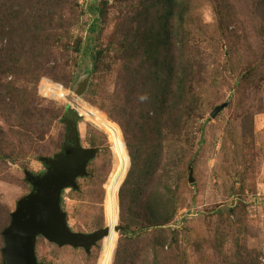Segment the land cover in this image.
<instances>
[{
	"label": "rangeland",
	"instance_id": "obj_1",
	"mask_svg": "<svg viewBox=\"0 0 264 264\" xmlns=\"http://www.w3.org/2000/svg\"><path fill=\"white\" fill-rule=\"evenodd\" d=\"M3 23L26 55L0 69V226L64 151L71 105L98 153L61 206L73 232L109 234L39 236V262L264 264V0H0ZM128 141L160 160L143 185L124 187Z\"/></svg>",
	"mask_w": 264,
	"mask_h": 264
},
{
	"label": "water",
	"instance_id": "obj_2",
	"mask_svg": "<svg viewBox=\"0 0 264 264\" xmlns=\"http://www.w3.org/2000/svg\"><path fill=\"white\" fill-rule=\"evenodd\" d=\"M219 110L215 109L212 117ZM81 117L68 105L64 119L68 144L64 151L54 158H41L48 168L45 174L38 176L26 172L33 191L21 199L11 213V223L3 232L2 264H44L39 262L36 253L39 236L61 247L72 245L89 249L109 234L108 227L92 234L73 232L61 206L62 192L67 188H79L77 179L88 175L87 167L98 153L97 148L82 146L78 128Z\"/></svg>",
	"mask_w": 264,
	"mask_h": 264
},
{
	"label": "trees",
	"instance_id": "obj_3",
	"mask_svg": "<svg viewBox=\"0 0 264 264\" xmlns=\"http://www.w3.org/2000/svg\"><path fill=\"white\" fill-rule=\"evenodd\" d=\"M169 1V3H172L175 0H167ZM171 13H169L170 15ZM24 30L23 27H21L19 24L18 25H14V23H10L8 25V23H3L0 27V40L5 39L6 40V44L4 46H2V48L0 49V69H5V71L8 72V70H11L13 67H19L22 61L23 56L26 55V50H24V43H25V39L23 38L25 35L24 32H20V29ZM154 33H156L155 30H152L151 33L149 34V41L153 38H155L157 40L156 43V61H158L159 55L162 54V50L165 48V46L162 45V43L160 42V38L161 36L158 35H153ZM128 37V36H127ZM132 39L134 40V36H132ZM128 43H131L132 40L128 41ZM151 46V44H149ZM148 45V46H149ZM144 46V45H143ZM142 46V49H143ZM165 53H169L168 51ZM165 64V62H164ZM157 66H160V63H156ZM3 71V70H2ZM159 75H156L159 79ZM163 77V76H162ZM165 80L167 81V77H165ZM10 86H8L7 88L4 87V89H9ZM12 89V88H11ZM194 95L191 94L187 99L183 100V103L185 104L189 99H193ZM3 108H5V106H3ZM40 114L42 109H38ZM23 112V116L25 117L26 114L30 113V110L26 108V110L22 111ZM34 112V110H33ZM2 142H4V139H0ZM129 142V141H128ZM1 143V142H0ZM128 148L130 150V156H131V160H132V165H131V169L128 173L127 179L125 181L124 187H126L129 184L133 183V180L136 178H140L139 182L140 184L143 185V183L145 182V178H147L148 180H150L155 172L158 171V161L160 162V160H158V158H155L154 155L152 156V154L154 153H143L140 149H136V147H134L130 142L128 143ZM3 149V148H2ZM2 149H0L2 151ZM0 151V152H1ZM7 156V153H4V157ZM158 160V161H157ZM156 167V168H155ZM155 168V171L153 172V169ZM151 177V178H150ZM138 179L136 184L138 185ZM148 184V183H146ZM135 191H139V190H143V189H134ZM123 191H121V200L123 202ZM139 198V196H138ZM5 219L3 224L0 226V254H2V248L3 246H5V240H4V236H3V231L10 225L11 223V211H5ZM139 226V225H138ZM148 226V225H147ZM147 226H142L140 225L138 227V229H143ZM154 226H162L161 224L159 225H154ZM3 257V254H2ZM3 261V259H2Z\"/></svg>",
	"mask_w": 264,
	"mask_h": 264
}]
</instances>
